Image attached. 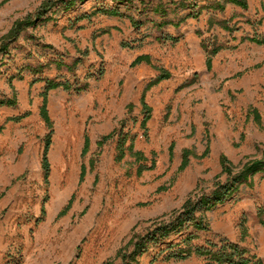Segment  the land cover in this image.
<instances>
[{
    "label": "rangeland",
    "instance_id": "obj_1",
    "mask_svg": "<svg viewBox=\"0 0 264 264\" xmlns=\"http://www.w3.org/2000/svg\"><path fill=\"white\" fill-rule=\"evenodd\" d=\"M43 1L0 0V39ZM217 1H200L199 7H206L200 16L186 19L189 10H177L166 1L167 15L155 12L157 2L117 6L89 1L28 29L0 57V99L17 98L16 107L0 108V264H105L133 234H144L188 197L224 181L216 179L221 156L237 168L262 157L264 45L246 39H264V0H247V10L227 4L223 12L210 7ZM98 7H118L124 15L74 22ZM210 18L228 21L237 30L209 27ZM203 41L223 47L211 71L206 69ZM140 55H149L152 64L132 67ZM57 60L80 62L69 72L56 69L52 61ZM48 64L37 75L22 70ZM156 68L171 77L145 94L152 112L144 136L140 98L158 76ZM19 73L23 78L14 79L11 90L9 79ZM39 78L73 87L87 83L82 92L60 88L48 94L53 125L48 185L41 156L49 131L39 115L45 83L32 84ZM26 113L19 122L8 121ZM113 130L134 137L135 150L147 157L148 167L155 163L154 170L137 177L138 164L129 155L115 162V140L99 148L97 143ZM85 137L90 148L83 157ZM186 151L188 166L180 171ZM82 167L86 174L80 182ZM69 202L67 213L59 216ZM42 207L45 216L39 221ZM260 208L264 174L207 213L210 231L199 233L195 244L226 239L264 264ZM161 252L162 246L150 249L139 264H204L198 258L164 262L162 256L151 263Z\"/></svg>",
    "mask_w": 264,
    "mask_h": 264
},
{
    "label": "trees",
    "instance_id": "obj_2",
    "mask_svg": "<svg viewBox=\"0 0 264 264\" xmlns=\"http://www.w3.org/2000/svg\"><path fill=\"white\" fill-rule=\"evenodd\" d=\"M89 1H111L116 5L131 4L135 0H44L39 7L33 12L28 14L21 20L14 22L10 30L2 36L0 39V57L7 54L10 51L12 44L16 43L23 33L28 29H35L52 19V15L58 11L69 12L75 9L78 5L84 4ZM141 3L145 2H157L158 7L155 12L159 14L167 15V10L163 6V2L177 5L176 9L189 10L186 18H198L201 10L206 7H199L198 3L203 0H138ZM227 4L234 5L242 10L248 9L247 0H220L212 3L210 7L214 10L223 12ZM104 15L108 17H121L124 14L118 9V7H98L95 8L89 14H83L74 19V22H80L82 20H90L91 18ZM130 18L131 24L136 27L138 23ZM209 27L218 26L220 29L226 32H233L234 29L229 26L228 21L215 20L210 18L208 20ZM169 41H176L173 37L166 38ZM251 43L258 45H264V39L256 37L247 39ZM202 47L206 53V69L211 71L213 58L222 50L223 47L216 45H209L206 41L202 42ZM80 52V51H79ZM82 56L87 55V51L81 52ZM80 61H76L72 65H67L62 61H52L56 69H66L69 72H74ZM151 65V57L149 55H140L132 63V67L139 65ZM49 67L48 65L23 67V71H29L33 75L41 73L43 67ZM158 76L150 82L144 89L140 98L141 112L144 118L141 122L140 128L144 131V136H147V123L151 118V108L145 100V94L152 87L158 85L160 82L168 80L171 75L163 68H156ZM101 74V73H100ZM90 76V75H89ZM18 78L22 80V75L19 73L18 77H11L9 79V86L13 89L12 81ZM89 78V77H88ZM86 78V80L88 79ZM44 82V91L41 95L42 103L39 109V115L42 121L45 123L49 133L44 140V148L41 156V169L43 173L44 183L48 185L50 176V163L48 159V152L51 145V139L53 135V125L48 114V94L51 91L62 88L64 91H70L74 89L77 92H82L87 88V83L82 86L76 84L73 87L71 83H60L52 79L39 78L34 80L32 84ZM17 105V98L15 94L12 98L0 99V108L8 107L14 108ZM128 110L131 111L133 105H129ZM28 113L11 118L8 121L19 122L23 118L27 117ZM259 115H256V122H259ZM2 127H0V133ZM115 140L116 141V157L115 162L120 163L124 158L129 155L138 164L136 170V176L140 177L146 171H152L155 168V163L152 162L148 167L146 162L147 157L141 152L136 151L134 147V137H129L122 131L113 130L108 135L101 138L97 143L101 148L106 143ZM127 144H129L127 146ZM90 141L87 137L84 140V146L82 156H86L89 152ZM207 154V151L206 153ZM189 151L184 153L183 161L180 166V171H183L188 166ZM94 167V162L91 161L90 168ZM221 172L216 179L225 177L224 181L217 180L213 188L209 192L198 193L193 197H188L182 207L179 210L172 211L166 219L160 221H154L149 229L144 234H133L130 239L116 252L114 258L107 261L105 264H139L140 259L149 253L150 249L158 248L162 246V252L158 253L156 257L151 261L154 263L159 257L162 256L164 262H184L192 258L203 259L204 264H263L261 259L256 256H252L249 252L241 247L239 244L232 243L226 239H220L218 242H207L204 245H196L195 241L198 240V234L202 232L210 231V223L206 217L208 212H211L219 205H223L230 200L232 196L240 189L242 185L252 186L253 178L257 174H264V153L260 159L252 160L245 163L242 167L237 168L225 157H220ZM86 174L85 167L81 168L80 182L83 181ZM71 206V202L67 204V207L61 211L59 216H64ZM257 217L260 225L264 228V208H260L257 212ZM45 216V209H41V218L39 221H43ZM245 229H243V235ZM171 241V242H170ZM165 246V247H164Z\"/></svg>",
    "mask_w": 264,
    "mask_h": 264
}]
</instances>
